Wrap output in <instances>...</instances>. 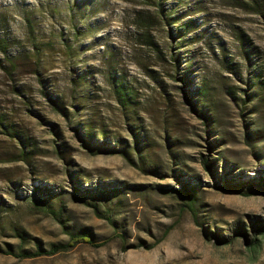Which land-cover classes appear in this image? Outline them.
<instances>
[{
  "label": "rangeland",
  "instance_id": "obj_1",
  "mask_svg": "<svg viewBox=\"0 0 264 264\" xmlns=\"http://www.w3.org/2000/svg\"><path fill=\"white\" fill-rule=\"evenodd\" d=\"M1 44L0 120L33 152L23 160L0 125V202L17 205L0 249L48 250L71 232L105 244L0 264H264V194L218 190L203 163L254 192L264 180V0H0ZM183 182L198 222L172 189ZM47 186L63 221L22 199Z\"/></svg>",
  "mask_w": 264,
  "mask_h": 264
},
{
  "label": "trees",
  "instance_id": "obj_2",
  "mask_svg": "<svg viewBox=\"0 0 264 264\" xmlns=\"http://www.w3.org/2000/svg\"><path fill=\"white\" fill-rule=\"evenodd\" d=\"M150 4V3H147ZM161 9H162V2L159 3ZM163 12V9L161 10ZM141 22H138L136 25V27L138 28V30L140 31V36H141V42L143 45L145 46H149L151 49H153L154 51H156L157 53L161 54L160 49L158 47V45L155 43L150 29L151 26L150 23L147 20V18H140ZM3 50L6 49V46L4 44L0 45ZM9 59V58H8ZM7 59V60H8ZM172 61L173 63H178L179 60L177 59L176 55L172 56ZM112 78L114 80L115 83V89L117 91V94L119 95V99L121 100V103L125 106V104H128V92H126L127 90H125V86L123 85L122 82L118 81L117 78H115L114 75H112ZM258 82V81H257ZM256 82V83H257ZM119 83V84H116ZM122 95H125L124 97ZM130 102V101H129ZM52 104L54 105V108L62 110L64 112L67 113V110L65 108H63L60 103L58 101H56V99L52 100ZM0 125L5 128L8 132L10 126L8 124L4 125V123L2 122V120H0ZM13 134L14 136H16V138L18 139V143H19V136H20V142L23 145L22 148V152H21V158L23 160H27V158L29 157V155H31V153L33 152L32 150H28V144L30 143L29 140L20 135L18 132L15 133H10ZM101 150L100 152H107V153H117V152H122L125 155L129 154L127 152L126 149H122V151H119L117 149H111V148H106L105 146H101L100 147ZM140 149V148H139ZM204 166L206 168V170L213 175V177L215 179H217L215 188H217L218 190H223V191H231V192H235V193H239L242 195H253V194H264V180L260 181L262 182L261 184H259V189L257 190V192L248 190V189H244L242 185H237L235 183H233L229 178H227L225 175H221L219 170L216 168L215 166V160L214 161H210L209 159H205L203 161ZM19 187V185H18ZM174 189V191L176 192H183L185 195H187L188 197V201H189V206L195 216V220H197L198 222V214L197 211L195 209L196 203H195V190H196V186L195 184L193 185H189L187 182H183L180 188H172ZM100 194V193H97ZM19 195V194H18ZM81 199H84L86 197H91L94 196V193L88 189L83 190V192L79 195ZM22 199L27 200L31 203H33L35 205V207L43 209V210H47L44 212H48L50 214H52L53 216H55V218H57L58 220H62V216H63V209H64V205L62 202V195L61 193H56L55 190L52 188H40L38 187L37 190L34 191V193L32 195L29 196H24ZM58 200V202L56 203V201ZM17 208V205L14 204H10L7 202H0V224L3 223V221H5L6 218L9 217L10 214L15 213V209ZM63 221V220H62ZM257 227H253V229L256 231L255 234H264V224L261 223H256ZM13 231L15 232V236L21 237L23 239L26 238V232L24 229H22V227H20L19 225H15L13 226ZM238 233L241 234H245V230L244 228H239ZM218 237V235H217ZM218 240L221 243H228L231 242V239L228 237H219ZM260 241V239L258 237L253 238L252 243L256 244ZM81 243H86V244H91L97 247L103 246L105 243H96V241L92 238V236H90L87 233H81V232H71V238L70 241L64 245H56L53 246L51 249H39L37 251H27V250H22L19 253H16L14 250L9 249L7 251H3L2 249H0V252L5 253V254H11V255H15L17 257H21V258H29V257H38L41 255H54L62 250H67L70 247H73L77 244H81Z\"/></svg>",
  "mask_w": 264,
  "mask_h": 264
}]
</instances>
